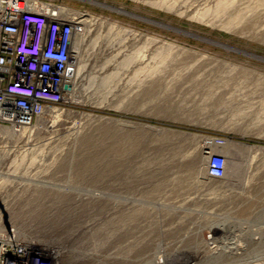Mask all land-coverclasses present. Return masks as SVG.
<instances>
[{"label":"rangeland","instance_id":"1","mask_svg":"<svg viewBox=\"0 0 264 264\" xmlns=\"http://www.w3.org/2000/svg\"><path fill=\"white\" fill-rule=\"evenodd\" d=\"M42 1L84 14L85 41L60 105L0 123V234L59 264H264V134L213 178L202 133L176 122L228 71L264 87V0Z\"/></svg>","mask_w":264,"mask_h":264},{"label":"built area","instance_id":"2","mask_svg":"<svg viewBox=\"0 0 264 264\" xmlns=\"http://www.w3.org/2000/svg\"><path fill=\"white\" fill-rule=\"evenodd\" d=\"M71 9L42 0H0V123L14 132L33 125L72 91L69 70L85 41L86 23L84 14ZM225 143L217 135L203 138L207 176L224 177L226 159L217 148ZM43 254L16 241L11 231L0 234V264H59L57 250Z\"/></svg>","mask_w":264,"mask_h":264},{"label":"crops","instance_id":"3","mask_svg":"<svg viewBox=\"0 0 264 264\" xmlns=\"http://www.w3.org/2000/svg\"><path fill=\"white\" fill-rule=\"evenodd\" d=\"M222 78L225 79L221 82L222 87L218 92L215 90L216 97L213 102L210 101L212 103H207L209 107H206V111H200L197 118L189 120L184 113L176 122L197 127L195 130L200 131L203 138L209 134L226 138V143L217 148L226 159V175L227 161L237 157L236 139L239 136L244 138L264 134L262 113H255L264 102V87L254 92L253 75L250 71L231 70Z\"/></svg>","mask_w":264,"mask_h":264},{"label":"flooded vegetation","instance_id":"4","mask_svg":"<svg viewBox=\"0 0 264 264\" xmlns=\"http://www.w3.org/2000/svg\"><path fill=\"white\" fill-rule=\"evenodd\" d=\"M75 9H77V8H75ZM132 17H134L136 20L138 19L139 20V18H140V16L139 15H134V16H132ZM136 24H137V22H136ZM137 28V27H136ZM130 33H131V30L130 29H127V36H126V40H125V44L124 45H122L121 46V44L120 45H118V47H120V48H118L120 51H122V53H123V55L125 56V57H127V55H129L130 53H131V51H132V45H131V41H129V35H130ZM129 34V35H128ZM141 47V42L139 43V48ZM135 49H136V44H135Z\"/></svg>","mask_w":264,"mask_h":264},{"label":"bare ground","instance_id":"5","mask_svg":"<svg viewBox=\"0 0 264 264\" xmlns=\"http://www.w3.org/2000/svg\"><path fill=\"white\" fill-rule=\"evenodd\" d=\"M84 18H85V16L83 17V19H84ZM76 42H77V43H76ZM77 45H79V44H78V41L76 40V41H75V47H76V48H77ZM208 177H209V176H208ZM43 255L45 256V254H43Z\"/></svg>","mask_w":264,"mask_h":264},{"label":"water","instance_id":"6","mask_svg":"<svg viewBox=\"0 0 264 264\" xmlns=\"http://www.w3.org/2000/svg\"><path fill=\"white\" fill-rule=\"evenodd\" d=\"M66 87V86H65Z\"/></svg>","mask_w":264,"mask_h":264}]
</instances>
